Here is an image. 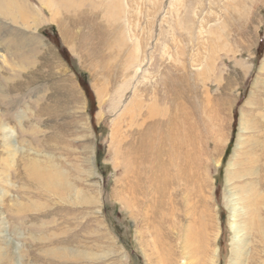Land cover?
<instances>
[{"label": "rangeland", "instance_id": "obj_1", "mask_svg": "<svg viewBox=\"0 0 264 264\" xmlns=\"http://www.w3.org/2000/svg\"><path fill=\"white\" fill-rule=\"evenodd\" d=\"M0 264H264V0H0Z\"/></svg>", "mask_w": 264, "mask_h": 264}, {"label": "bare ground", "instance_id": "obj_2", "mask_svg": "<svg viewBox=\"0 0 264 264\" xmlns=\"http://www.w3.org/2000/svg\"><path fill=\"white\" fill-rule=\"evenodd\" d=\"M147 116L150 118L158 117L157 113L152 110L147 112ZM177 122L178 121L176 115L175 116L171 115L168 119H160L157 122L150 123L149 128L146 127L145 129H143L145 131L143 130L137 131L139 132L137 138L138 140L133 143L130 142L127 148L124 149L125 156L126 155L129 156L130 154H138V157L140 159L146 160L151 151H153L154 153L156 152V155H163L165 153H168L171 148H173L178 153H180L179 149L183 148L184 158L190 159V154H186L187 144L186 142L184 143V141L187 140V138L185 137L186 135L183 136L181 135L180 137V135L178 134L180 125ZM147 130H151L154 132L152 138L150 139L148 138ZM123 144L125 143H122V145ZM189 159H185L184 161L188 162ZM168 162L171 166L174 165V160H169ZM168 182H169L168 177H165L162 180V185L164 186L165 184H168ZM164 193L165 192L163 190L162 195H164ZM161 204H163L162 199H161Z\"/></svg>", "mask_w": 264, "mask_h": 264}, {"label": "trees", "instance_id": "obj_3", "mask_svg": "<svg viewBox=\"0 0 264 264\" xmlns=\"http://www.w3.org/2000/svg\"><path fill=\"white\" fill-rule=\"evenodd\" d=\"M82 83L85 85L86 90H88V92H91V87L89 85V81H88V77L86 75V73L83 74V78H82Z\"/></svg>", "mask_w": 264, "mask_h": 264}]
</instances>
